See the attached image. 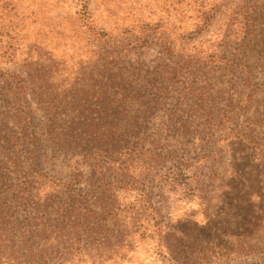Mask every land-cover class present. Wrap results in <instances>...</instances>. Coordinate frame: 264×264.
<instances>
[{"label":"rangeland","instance_id":"rangeland-1","mask_svg":"<svg viewBox=\"0 0 264 264\" xmlns=\"http://www.w3.org/2000/svg\"><path fill=\"white\" fill-rule=\"evenodd\" d=\"M84 1L0 0L4 204L14 210L12 162L29 152L14 123L21 96L12 77L25 82L39 134L22 172L37 164L81 192L108 178L96 168L102 156L95 154L105 147L91 139L114 120V83L125 85L152 153L138 159L145 170L138 190L119 189L110 199L122 223L138 210L133 241L124 243L126 252L86 254L70 264H264V0ZM214 10L197 31L196 12ZM140 37L150 43L138 47ZM11 133L21 139L15 146ZM39 189L69 205L59 188ZM105 225L113 234L103 240L115 249L122 227Z\"/></svg>","mask_w":264,"mask_h":264},{"label":"trees","instance_id":"trees-1","mask_svg":"<svg viewBox=\"0 0 264 264\" xmlns=\"http://www.w3.org/2000/svg\"><path fill=\"white\" fill-rule=\"evenodd\" d=\"M203 6L205 5L201 2L199 8L202 9ZM82 7L86 13L85 1ZM196 14L198 23L195 28L200 31L208 27L216 10L213 13L209 11V14L197 11ZM244 28L245 25L241 28L242 32ZM248 31L247 27L243 34L246 35ZM143 37L139 38L138 47L150 43L147 40L148 37ZM160 42L165 43L164 50L170 49V41L165 34ZM11 80L16 83L17 94L21 96L17 98V108L13 113L14 123L18 130H21L23 144L29 152L25 157L19 156L12 162L17 176L9 188H12L14 192L15 211L7 208L3 198L0 197V248L3 250L0 264H56L57 262L70 264L72 260H81L86 254L95 256L105 255L103 253L113 255L126 252L127 250H123L124 243L130 238L128 242L133 241L130 229L134 228L137 222L138 210H131V212L134 211V217H128V221L122 223L120 220L122 211H119L110 199L119 189L127 192L138 190V178L145 171L138 159L144 155L143 152L147 155L152 154L144 148L145 141L146 144L148 142V136L139 134V130L136 129L137 124L134 122L135 118L131 116L130 108L133 105L127 96L129 86L126 88L125 85L114 83L113 94L117 106L114 120L109 123L104 132L99 131L94 139H91L95 146L105 147L100 148L101 153L95 154V156H102L101 165H96V168L100 172L106 169L109 172L108 178L103 179V184L94 185L88 192H81L71 183L54 181L52 177L40 171L37 164H25L28 173L22 172L21 164L32 155L39 134L34 132L32 126L33 116L25 98L24 80L18 76L12 77ZM103 93L106 95V92ZM9 104L7 102L5 107ZM7 114H10L8 110ZM88 135H90L88 138H91L95 133ZM19 137L17 134H8V142L15 146L14 143L21 140ZM133 162H136V165H133L136 169L131 170ZM125 164L130 165L123 167ZM29 176L32 179H29ZM39 185L44 188H59L58 192L67 196L69 205L56 203L55 197L42 194ZM139 197L137 202H140ZM55 212L59 213V219L51 218L52 213ZM123 217L126 218V216ZM106 222L122 227L114 238L115 249L108 240H103L104 237H112L113 234L107 229ZM160 236L161 230L160 232L156 230V237L160 238Z\"/></svg>","mask_w":264,"mask_h":264}]
</instances>
